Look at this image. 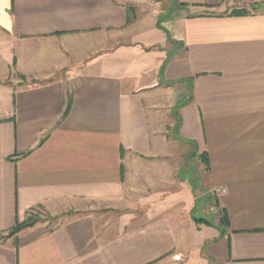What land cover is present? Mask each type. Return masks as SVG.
Masks as SVG:
<instances>
[{"label":"crops","instance_id":"0c3cea01","mask_svg":"<svg viewBox=\"0 0 264 264\" xmlns=\"http://www.w3.org/2000/svg\"><path fill=\"white\" fill-rule=\"evenodd\" d=\"M260 2L0 0V264H264Z\"/></svg>","mask_w":264,"mask_h":264},{"label":"rangeland","instance_id":"374dc122","mask_svg":"<svg viewBox=\"0 0 264 264\" xmlns=\"http://www.w3.org/2000/svg\"><path fill=\"white\" fill-rule=\"evenodd\" d=\"M255 7H257V8H255ZM255 7H252L251 10L264 8V2H260V3L256 4ZM202 160L204 161V164H205V159L203 157H202ZM188 167L190 169H192V167L190 165H188ZM198 193L199 194L196 195V200L192 197V195H190V197H189V205L190 206H191V203L194 202V200H195V203H194L195 206L193 208L195 211L194 216L199 218V219H194V221L196 222V225H199L201 223L211 224V222H212L211 220L215 219V216L218 213L221 215L220 219L222 217H224V214L222 213V211L220 212V210H218L216 208L217 207L216 201L213 203L212 197L208 196L209 194L203 195V194H201L202 192H198ZM198 197H199V199L201 197V199L198 200L197 199ZM196 209H199V210H196ZM55 219L57 220L58 218L57 217H50L48 215H44L43 213L42 214L41 213L40 214L31 213L23 227H31L32 225H41V226L44 225V226L49 227V226H52L56 223ZM209 220L211 222H209ZM109 224H111L110 225L111 227H112V225L115 227L116 226L118 227V225H116V218L115 217H111V216L109 217ZM130 227H132V226H130ZM182 227L186 228V225L185 226L183 225ZM187 227L189 229H192V228H194V224H191V221H190V224L187 225ZM175 258H176V260H180V262L182 264H205L202 261H197L195 259V255H192V254H190L188 257H184L182 255L181 256L180 255L174 256V257L170 258L169 260H174ZM172 264H176V263L174 262Z\"/></svg>","mask_w":264,"mask_h":264},{"label":"trees","instance_id":"16d2710c","mask_svg":"<svg viewBox=\"0 0 264 264\" xmlns=\"http://www.w3.org/2000/svg\"><path fill=\"white\" fill-rule=\"evenodd\" d=\"M244 10V9H243ZM242 10V11H243ZM67 114V109H66V111L64 112V115L63 116H65ZM226 221H227V216L224 214V217H222L221 218V222L223 223V224H226ZM24 224H25V222L24 223H20V224H18L17 226H16V228H14V231H17V230H19L20 228H22L23 226H24Z\"/></svg>","mask_w":264,"mask_h":264},{"label":"built area","instance_id":"2783aa9c","mask_svg":"<svg viewBox=\"0 0 264 264\" xmlns=\"http://www.w3.org/2000/svg\"><path fill=\"white\" fill-rule=\"evenodd\" d=\"M226 192V190L223 188V189H219V194H221V193H225Z\"/></svg>","mask_w":264,"mask_h":264}]
</instances>
